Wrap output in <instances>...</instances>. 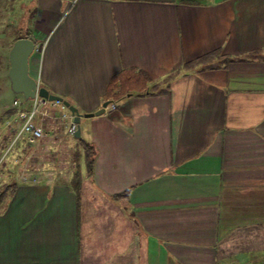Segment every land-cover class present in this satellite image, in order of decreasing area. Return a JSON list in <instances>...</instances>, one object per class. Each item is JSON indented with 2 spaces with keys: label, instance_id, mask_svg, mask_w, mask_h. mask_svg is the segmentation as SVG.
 I'll return each mask as SVG.
<instances>
[{
  "label": "crops",
  "instance_id": "0c3cea01",
  "mask_svg": "<svg viewBox=\"0 0 264 264\" xmlns=\"http://www.w3.org/2000/svg\"><path fill=\"white\" fill-rule=\"evenodd\" d=\"M9 1L7 61L33 36L39 86L81 113L109 104L80 120L78 211L72 170L23 172L0 264H264V0ZM89 183L121 207L97 229Z\"/></svg>",
  "mask_w": 264,
  "mask_h": 264
},
{
  "label": "rangeland",
  "instance_id": "374dc122",
  "mask_svg": "<svg viewBox=\"0 0 264 264\" xmlns=\"http://www.w3.org/2000/svg\"><path fill=\"white\" fill-rule=\"evenodd\" d=\"M9 6V0H2L0 3V38L2 36L7 37V40L0 39V187L13 182L16 183L17 187L19 177L24 175L23 172H27L30 168L32 172H35L37 171L35 168H51L54 166L64 170V173L70 172L74 166L73 154L75 150L80 149L82 151V146H77L80 142L79 139L67 134L61 127L59 120L45 118L44 121L49 123L45 129H54L57 133L56 136L46 137L36 146H33V148H28L27 144L20 142L14 145L5 154L6 150L10 146L11 139L4 141V138L6 136L10 137L12 135V130L17 127V121L13 120L12 117H8L5 112L11 108L10 106L14 97H21L19 94L12 93L10 86H7L8 78L6 76V72L9 65L7 61V42L11 35H14L15 33L12 28H10L9 31H6V29L10 27L8 26V16L5 14L8 12ZM25 107H28V105H25ZM49 112L56 115L61 114V110L59 109H50ZM80 129L82 135H84L87 129L84 125V121L80 122ZM2 146L5 147L1 149ZM80 164L83 168L85 165L83 157L80 160ZM83 173L84 172H82V174ZM83 194L81 218L85 220L88 216L92 217L93 229L100 227V221L104 220L105 214L108 212L112 214L113 209L114 215H120L121 207L119 208V205H116L114 208L108 206L109 202L97 193L90 183L84 185ZM4 206L5 204L0 206V211ZM138 238L141 239L144 244L143 236L140 235ZM258 259V257L257 259L252 257L249 264H257V261H259Z\"/></svg>",
  "mask_w": 264,
  "mask_h": 264
},
{
  "label": "built area",
  "instance_id": "2783aa9c",
  "mask_svg": "<svg viewBox=\"0 0 264 264\" xmlns=\"http://www.w3.org/2000/svg\"><path fill=\"white\" fill-rule=\"evenodd\" d=\"M10 107L13 110L12 119L17 121V127L5 154L20 142L36 146L43 138L56 136L54 129H45L49 124L44 121L45 118L59 120L61 127L69 135L74 136L77 129L74 114L59 101H50L38 95L29 100L14 97ZM110 107L114 109L115 105L111 104ZM50 109H59L61 114H51Z\"/></svg>",
  "mask_w": 264,
  "mask_h": 264
},
{
  "label": "water",
  "instance_id": "95a60500",
  "mask_svg": "<svg viewBox=\"0 0 264 264\" xmlns=\"http://www.w3.org/2000/svg\"><path fill=\"white\" fill-rule=\"evenodd\" d=\"M36 48V40L33 36L21 37L15 39L8 52L9 68L7 76L10 81V88L14 94H19L24 100L34 98L36 95L44 97L50 101H59L74 114V122L77 129L74 133L75 138H80V120L81 118H90L101 115L109 104L105 101L95 112H79L78 108L72 105L62 96L50 93L45 87L39 86L37 80L29 74V57Z\"/></svg>",
  "mask_w": 264,
  "mask_h": 264
},
{
  "label": "trees",
  "instance_id": "16d2710c",
  "mask_svg": "<svg viewBox=\"0 0 264 264\" xmlns=\"http://www.w3.org/2000/svg\"><path fill=\"white\" fill-rule=\"evenodd\" d=\"M117 79V78H115ZM5 114L8 117H12L13 110L10 108L6 110ZM16 132V129L12 130V135L6 136L4 138V141H7L9 139H12L14 133ZM79 139V144L77 146H82V151L80 149H76L74 154H73V168H72V174L71 178L69 180V185L71 190L74 192L76 196V201H77V211L79 208V198H80V191H81V165H80V160L83 157L85 161V166L88 171V173L91 172L92 170V165H93V148L90 144L86 143L81 137ZM28 148H31L32 146L27 144ZM5 146H2L1 149H3ZM83 152V154H82ZM16 189V183L13 182L11 184L5 185L0 187V206L5 204L7 200L11 197V195L14 193Z\"/></svg>",
  "mask_w": 264,
  "mask_h": 264
}]
</instances>
